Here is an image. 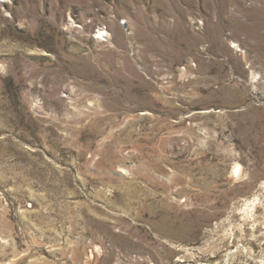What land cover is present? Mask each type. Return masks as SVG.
I'll return each instance as SVG.
<instances>
[{"label":"rangeland","instance_id":"rangeland-1","mask_svg":"<svg viewBox=\"0 0 264 264\" xmlns=\"http://www.w3.org/2000/svg\"><path fill=\"white\" fill-rule=\"evenodd\" d=\"M0 264H264V0H0Z\"/></svg>","mask_w":264,"mask_h":264},{"label":"bare ground","instance_id":"bare-ground-1","mask_svg":"<svg viewBox=\"0 0 264 264\" xmlns=\"http://www.w3.org/2000/svg\"><path fill=\"white\" fill-rule=\"evenodd\" d=\"M235 167H236V171H239V169L241 168V167H239V165H235ZM240 172V171H239ZM241 173V172H240Z\"/></svg>","mask_w":264,"mask_h":264}]
</instances>
